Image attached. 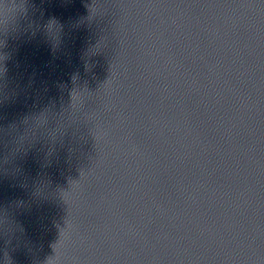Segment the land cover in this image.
I'll use <instances>...</instances> for the list:
<instances>
[{
  "label": "water",
  "instance_id": "water-1",
  "mask_svg": "<svg viewBox=\"0 0 264 264\" xmlns=\"http://www.w3.org/2000/svg\"><path fill=\"white\" fill-rule=\"evenodd\" d=\"M0 264H264V0H0Z\"/></svg>",
  "mask_w": 264,
  "mask_h": 264
}]
</instances>
